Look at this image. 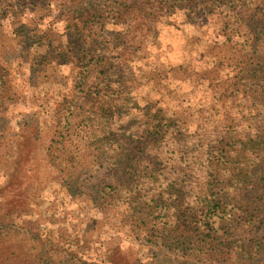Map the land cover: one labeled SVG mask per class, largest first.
Here are the masks:
<instances>
[{
  "label": "trees",
  "instance_id": "trees-1",
  "mask_svg": "<svg viewBox=\"0 0 264 264\" xmlns=\"http://www.w3.org/2000/svg\"><path fill=\"white\" fill-rule=\"evenodd\" d=\"M65 10L70 36H101L115 47L91 58L77 50L71 56L77 78L72 94L57 105L56 129L45 150L51 178L69 184L110 156L115 181L106 187L110 206L136 241L204 264H255L264 242L231 230L264 226V0H66ZM178 10L191 20L202 10L240 33V41L228 39L237 47L232 58L237 67L219 93L222 102L237 104L234 112L203 108L189 119L160 118L148 109L136 115L128 107L123 93L135 82L131 57L148 49V40L158 38V24ZM94 64L103 77L88 93L87 116L71 131L75 104ZM13 84L9 71L0 70L1 102L19 101ZM25 145L14 189L35 176H28L23 162L34 147ZM216 182L222 185L218 192ZM75 257L82 264H103ZM0 264L60 263L48 259L45 243L31 228L0 223Z\"/></svg>",
  "mask_w": 264,
  "mask_h": 264
},
{
  "label": "rangeland",
  "instance_id": "rangeland-1",
  "mask_svg": "<svg viewBox=\"0 0 264 264\" xmlns=\"http://www.w3.org/2000/svg\"><path fill=\"white\" fill-rule=\"evenodd\" d=\"M65 9L66 0H0V70L9 71L20 95L17 103L0 101V223L31 228L45 243L48 259L60 264H82L75 254L103 264H204L136 241L119 226L118 209L110 206L106 190L115 183L110 156L102 157L97 169L84 168L69 184L51 178L45 150L56 129L57 105L72 94L77 78L71 56L77 50L91 58L115 47L101 36H70ZM184 13L178 10L160 22L157 40L149 39L148 49L131 57L135 82L127 83L123 94L136 115L148 109L160 118L175 114L189 119L203 108L238 109L236 103L222 102L219 93L235 73L232 58L240 33L202 10L194 20ZM102 77L94 64L75 104L71 131L87 116L88 93ZM25 144L34 147L23 162L28 176H35L14 189L11 182ZM216 186L220 191L222 185ZM255 224L231 232L264 242V226ZM255 264H264V249Z\"/></svg>",
  "mask_w": 264,
  "mask_h": 264
}]
</instances>
